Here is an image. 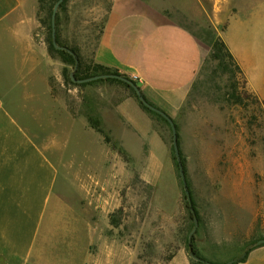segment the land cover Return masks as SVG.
Returning a JSON list of instances; mask_svg holds the SVG:
<instances>
[{"label": "rangeland", "instance_id": "obj_1", "mask_svg": "<svg viewBox=\"0 0 264 264\" xmlns=\"http://www.w3.org/2000/svg\"><path fill=\"white\" fill-rule=\"evenodd\" d=\"M263 1L242 0L235 5L234 0H205L208 10L192 7L186 12L173 11L170 17L202 37L211 26L225 42L230 17L217 30L212 23L213 13H244L254 4L260 8ZM56 3L44 0L41 5L38 0L41 22ZM112 3L67 0L58 11L62 42L68 49L76 48L83 68L94 62ZM262 30L264 26H259L255 32L257 46ZM49 35L47 26L40 23L36 40L47 49ZM228 39L249 64L250 50H255L249 27H233ZM49 56L50 86L65 108V127L59 132L66 139L62 161L70 168L62 172L58 186L70 202L75 198V179L91 187L88 213L97 233V253L105 255L99 249L107 243L128 247V252L117 247L113 255L134 256V264H167L180 250L191 258L188 242L194 222L173 159L170 127L147 113L134 92L121 83L95 81L83 87L70 84L66 77L75 75V68L58 54ZM241 71L238 73L227 59H208L180 114L172 118L178 127L199 220L195 246L212 264L237 260L264 239V101L250 89ZM128 98H133L152 120L151 138L121 140L117 137L120 124L116 117L103 119L106 106H116ZM90 118L100 121L110 143L92 128Z\"/></svg>", "mask_w": 264, "mask_h": 264}, {"label": "crops", "instance_id": "obj_2", "mask_svg": "<svg viewBox=\"0 0 264 264\" xmlns=\"http://www.w3.org/2000/svg\"><path fill=\"white\" fill-rule=\"evenodd\" d=\"M204 5L205 0H113L95 63L137 82L148 102L175 119L202 75L210 46L170 14ZM38 9V0H0V264H134V256L113 255L117 247L128 252L124 245L104 243L99 251L105 255L95 250L90 186L75 179L72 202L60 192L62 172L70 170L62 161L66 139L59 133L65 108L50 86L48 49L36 40ZM215 12L217 30L230 17L224 40L250 89L264 101V34L260 46L255 35L264 26V1L244 13ZM233 27H249L256 50L251 48L249 64L228 39ZM102 116L116 117L121 140L154 134L152 120L133 98L106 106ZM167 264L192 262L180 250ZM236 264H264V244L252 246Z\"/></svg>", "mask_w": 264, "mask_h": 264}, {"label": "trees", "instance_id": "obj_3", "mask_svg": "<svg viewBox=\"0 0 264 264\" xmlns=\"http://www.w3.org/2000/svg\"><path fill=\"white\" fill-rule=\"evenodd\" d=\"M67 0H65L66 2ZM44 2V0H40V4L42 5ZM58 2V0H57ZM64 2V3H65ZM64 3L61 5V7L59 8L60 10L63 9L64 7ZM52 9L51 11H49V15L47 16V19H44L40 20V23H43L45 26H47L48 30H49V39H48V53L50 55H53V54H58L60 55L61 57H63L64 59V62L67 64V65H70L72 66L73 68L76 67V59L73 55H71L70 53L66 52V51H61V50H56L53 46V42H52ZM56 29H57V40H58V44L60 46H63L65 47V44L62 42V38H61V31L59 29V16H58V13H57V17H56ZM103 32V31H102ZM205 32V35L202 37L200 34H197V36L202 39L203 41H205L206 43H208V45L211 47V53H210V56H209V59H211L212 61H223V60H228L231 64L235 65V68L237 70L238 73H242L241 71V68L240 66L237 64V62L235 61V58L234 56L232 55L230 49L228 48V46L226 45V43L219 37H217L215 35V31L214 29L210 26L209 27V30H204ZM103 34V33H102ZM70 50L74 53V55L78 58L79 60V63H78V67H77V70L75 72V78L78 79V80H84V79H89V78H92V77H95V76H100V75H109V74H116V75H120L117 71H114L110 68H107L105 66H102V65H99L97 63H95V61L93 62V64L91 66H87L85 68H83V63L81 61V59L79 58V56L77 55V50L76 48H73V47H70ZM220 63V62H219ZM126 77V76H125ZM128 78V77H127ZM66 80L74 85V86H79V87H83L85 85H90L92 84V82L90 83H84V84H77L75 82H73L72 78L70 76L67 75L66 77ZM104 81H107V82H118V83H121L123 85H125L127 88H129L130 90H132L135 94V96L137 97L135 91L126 83L122 82V81H119V80H116V79H106V80H98V81H94L95 83H99V82H104ZM137 84V82H136ZM138 85V84H137ZM139 86V85H138ZM141 89V88H140ZM138 99V98H137ZM146 99V98H145ZM147 100V99H146ZM139 101V100H138ZM148 101V100H147ZM150 103V102H149ZM139 104L140 106L149 114H151L152 116H154L156 119L162 121L163 123L167 124V126H169L168 122L162 118L161 116H159L158 114L150 111L149 109H147L146 107H144L142 105V103L139 101ZM151 104V103H150ZM153 105V104H152ZM156 107V106H155ZM89 122L92 126V128H94L96 131H98L99 133H101L102 135H104L105 137V140L107 143H110V138L108 136L105 135V132L104 130L101 128V123L99 120L97 119H93V118H90L89 119ZM177 126V125H176ZM170 127V126H169ZM171 129V128H170ZM178 129V127H177ZM179 145H180V140H179ZM120 154H123L125 155V152L123 149H120ZM181 152V150H180ZM173 159L174 161L176 162V165L178 166V163H177V160H176V156H175V152H174V149H173ZM181 156H182V153H181ZM182 162H183V165H184V169H185V160L183 159V156H182ZM179 168V167H178ZM185 172H186V169H185ZM192 196V195H191ZM193 200V199H192ZM193 207H194V204H193ZM195 209V207H194ZM197 211L195 209V212L192 213L190 211V214H191V219H193V222H194V217H197ZM198 218V217H197ZM193 247H194V253L196 254L197 257H199L202 261H206V262H209L208 260H206L202 255L201 253L199 252V250L196 248L195 246V237L193 239ZM188 251L190 253V249H189V242H188ZM191 262L192 264H206V263H203V262H197L193 259H191ZM242 261L245 260V258H242L241 259ZM211 263V262H210ZM237 262H235L234 264H236Z\"/></svg>", "mask_w": 264, "mask_h": 264}, {"label": "water", "instance_id": "obj_4", "mask_svg": "<svg viewBox=\"0 0 264 264\" xmlns=\"http://www.w3.org/2000/svg\"><path fill=\"white\" fill-rule=\"evenodd\" d=\"M65 2V0H58V2L56 3L54 10H53V14H52V42H53V46L56 50H61V51H66L68 53H70L71 55H73L76 59V67H75V71L77 70L78 67V63L79 60L78 58L74 55V53L63 46H60L58 44V40H57V29H56V17H57V13L59 11V8L61 7V5ZM71 78L73 80V82L77 83V84H84V83H90V82H94V81H98V80H106V79H116L119 81H122L126 84H128L136 93L138 100L142 103V105L144 107H146L147 109H149L150 111L158 114L159 116H161L162 118H164L170 128H171V132H172V137H173V149L175 152V156H176V160L178 163V167H179V173H180V177L182 180V184L184 186V192H185V197L187 200V203L189 205V209L192 213L195 212V209L193 207V200H192V196H191V192H190V188L188 185V181H187V177H186V172L184 169V165L182 162V156H181V152H180V145H179V134H178V129L176 126L175 121L168 115L166 114L164 111H162L161 109L155 107L154 105L150 104L144 97V95L142 94V91L140 89V87L136 84V82L134 80H131L123 75H116V74H109V75H100V76H95L89 79H84V80H78L75 78L74 73L71 75ZM199 226V220L197 217H194V228L190 234L189 237V249H190V257L197 261V262H203L206 264H212L210 262H206V261H202L199 257L196 256V254L194 253V247H193V239L195 237V233L198 229ZM264 244V239L260 240L258 242V245H262ZM237 260H233V261H229L225 264H234L235 262H237Z\"/></svg>", "mask_w": 264, "mask_h": 264}]
</instances>
